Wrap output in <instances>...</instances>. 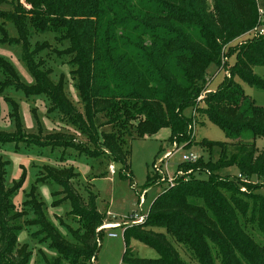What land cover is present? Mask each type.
I'll use <instances>...</instances> for the list:
<instances>
[{"label": "trees", "instance_id": "16d2710c", "mask_svg": "<svg viewBox=\"0 0 264 264\" xmlns=\"http://www.w3.org/2000/svg\"><path fill=\"white\" fill-rule=\"evenodd\" d=\"M8 4L9 10H0V45L20 47L21 60L33 81L26 83L12 64L0 57V95L14 89L31 103L44 98L50 104L48 114H60L88 142L107 149V157L121 163L126 173L135 139L129 122H139L140 138L170 128L169 143L177 148L180 143L190 147L192 118L185 110L197 106L196 113L205 115L228 139H202L199 143L210 152L219 149L218 160L200 157L195 163H185L193 173L165 188L153 200L143 223L124 228L126 246L121 264H264V245H259L249 231L257 229L264 238V195L241 192L239 186L247 183L259 188L264 183V148L257 145V140L264 138V106L257 105L235 81L238 77L264 90V79L254 74L255 66H264V34L238 43L228 52L223 48L261 23L259 10L264 8V0H213L212 8L207 0H12ZM9 24L16 35L10 34ZM186 25L198 31L197 40L183 33L181 28ZM34 34H54L57 43H70L57 54L73 55L72 75L82 111L67 98L64 76L58 83L51 80L52 72L41 53L50 50L52 44L47 39L32 44ZM223 53L235 54V64L201 106L198 97L208 89L207 70L211 64H217L220 70L225 67L220 65ZM5 100L12 107L10 116L19 131L23 121L19 105L8 96ZM36 111L32 109L33 114ZM101 117L106 118L105 125L114 126L110 132L100 131L104 125ZM34 118L39 126L40 119L36 115ZM63 135L65 141H34L42 146H72L96 155ZM63 135L57 132L52 138ZM19 142L27 144L28 138L0 133V144ZM7 165L9 161L0 157V203L5 201L3 197L13 196L8 191L1 197ZM232 166L239 169L242 178L218 173ZM43 168L53 173L52 168ZM70 170L58 168L54 173L64 178L54 174L57 179L53 180L63 186L66 198L75 207L72 212L78 231L67 227L74 241L50 223L43 200L37 203L29 199L40 197L39 187L49 182L47 177L37 176L20 213L6 219L2 216L6 207L0 209V235L4 240L0 264L31 262L33 251L27 244L18 245L23 229L19 221L28 214V206L36 220H25V225L40 227L31 237L38 243H48L54 253L46 255L39 249L36 264H90L97 257L100 242L96 230L104 216L98 210L97 195L86 205L81 201L70 184L80 174ZM25 174L23 171L20 181H25ZM203 174L206 179L198 177ZM253 176L262 182L252 185ZM151 185L150 176L147 186ZM51 206L58 204L53 201ZM131 239L155 249L159 256H138L128 246ZM179 249L189 254L190 261Z\"/></svg>", "mask_w": 264, "mask_h": 264}, {"label": "rangeland", "instance_id": "374dc122", "mask_svg": "<svg viewBox=\"0 0 264 264\" xmlns=\"http://www.w3.org/2000/svg\"><path fill=\"white\" fill-rule=\"evenodd\" d=\"M8 1L11 2L12 0H0V10L10 9ZM207 4L209 8H212L213 0H207ZM261 9L264 10L263 7H261ZM261 23L264 24V18ZM183 27L184 28L181 29L184 31L183 33L185 35H188L193 40L199 38V35H197L198 31L194 30L192 27H187V25ZM8 28L12 36L16 35L11 24L8 25ZM250 31L246 30L234 40L225 44L223 47L225 52H228L229 48H233V46H236L238 43H243L251 38ZM46 39L52 44V47L50 50H45L41 55L45 59L46 67L52 72L51 80L58 83L63 75L65 78V93L67 98L82 111V105L78 93L75 90V80L72 75V71L75 68L71 65L73 55L57 54V51L69 48L70 43L68 41L63 44L57 43L54 39V34H34L31 41L32 44H35L37 41L43 42ZM0 57L10 62L26 83H31L33 81L28 69L21 60L19 46L9 47L0 45ZM234 64L235 54L229 56L223 53L220 65L225 67L222 70H220L217 64H211L209 66L206 74L208 89L201 93L203 98L198 101L201 106L204 105V98L222 85L228 75L229 69ZM254 74L264 79V66H255ZM235 81L241 84L246 94L253 99L257 105L264 106V90L251 86L238 77L235 78ZM7 96L15 100L19 105L22 115L21 120H23L20 122L22 126L19 131L15 127L14 117L10 116L12 107L5 100ZM49 105L48 101L44 98H37L31 103L24 97L22 92L14 89H8L4 94L0 95V133L14 134V138H18L19 136L24 139L28 138L27 144L23 142H19L18 144H0L1 159L4 162L6 160L9 161V165L5 167L7 174L1 190V197L8 191L13 192V196H9V199L3 197L5 201L0 203V209L6 207V213L2 214V216H6V219H9L7 217L10 215L20 213L25 208L24 202L28 200L27 193L30 185L34 183L37 176L43 175L48 178V184H43L39 187L40 197L38 195H33L34 198L31 196L33 199L31 197H29V199L37 203L43 200L48 206L46 213L47 218L50 219V223L56 227L63 236L70 241H74L68 228L70 227L78 231L79 225L77 223L76 214L72 212L75 210V207L66 198L63 186L54 182L57 178L53 176L58 168H69V170L72 168L73 170L71 169L70 171L80 174V177L77 176L73 180H70L73 190L79 195L81 201L85 205L94 195H97L98 210L104 216L103 223L96 230L99 233V251L97 257L90 264H121L126 246L124 228L129 226L127 223H131L128 218L129 215L134 212L149 214L153 200L164 191L165 188L169 187L168 181L164 180V178L169 179L170 177L175 182L179 177L193 173V169L185 164L184 156L186 154L194 152L204 158L205 161L213 160L215 162L218 160L220 156L219 149L214 148V150L210 152V150L199 143L202 139L216 142L228 140L221 128L213 124L205 115L196 113L195 109L197 106L189 107L185 110V114L192 118L190 140H193V144L190 147H186L185 144L180 143L177 148L176 145L169 143L168 140L171 136L170 128H161L157 133L151 136L140 138L137 134L139 122H129L131 126L128 128L135 139L132 140L131 144L129 173H126L121 163L109 159L110 155L107 154L109 153L107 149H102L99 145L95 146L88 142L87 138L82 135L79 130H76L73 126L65 122L60 114H48L47 110ZM33 108L37 110L35 114L32 113ZM34 115L40 119L39 126ZM101 119V124L107 123L104 122L106 118L101 117ZM105 124L101 127L100 131L110 132L114 127ZM57 132L62 135L66 134L65 136L71 138V142L76 145L87 147L96 155L93 156L83 153L81 150L72 146H42L40 143L34 141L38 140L45 142L47 140H63L64 135L62 138H52L53 134ZM130 139L131 138H128L127 140L130 141ZM257 145L260 149L264 148V138H259L257 140ZM160 150L163 151L158 155ZM111 165L115 167V174L110 172ZM181 165L182 174L176 176ZM45 166L52 168L51 171L53 173H49L50 170L48 169L44 171L43 167ZM23 171H26L25 181H20ZM218 173L222 176L233 178L239 176L240 171L237 167L232 166L223 168ZM56 176L58 178H64V176ZM150 176L151 182L154 185L148 187ZM198 177L206 179L207 175H198ZM130 178L133 179V184ZM252 180V185H259L262 182L256 176H253ZM263 184L264 183H262V186L259 188L250 187L247 183L239 186L241 192H256L264 195ZM52 191L54 193L53 195L51 194ZM53 201L57 202L58 206H51ZM32 212L31 207L28 206V214L20 218L21 220L19 222L23 225V229L18 234V245L23 246L27 244V246H29V249L33 251L30 264H36L40 256L38 253L39 249L46 255H53L54 253L49 249L48 243H38L37 239L31 237L32 233L40 230L38 224L31 226L25 225L24 223L25 220H36V215ZM239 217L242 221L240 215ZM107 223H118L120 226L113 229L102 228V226ZM100 228L102 229L100 230ZM249 231L259 245L263 246L264 238L258 230L251 228ZM111 233H116L117 236L111 237ZM3 246L4 240L0 235V250ZM128 246L133 249L138 256L143 258H157L159 256L155 249L150 248L136 239H131ZM179 250L182 257L190 261L189 254L184 249ZM191 262L195 263L193 260Z\"/></svg>", "mask_w": 264, "mask_h": 264}, {"label": "built area", "instance_id": "2783aa9c", "mask_svg": "<svg viewBox=\"0 0 264 264\" xmlns=\"http://www.w3.org/2000/svg\"><path fill=\"white\" fill-rule=\"evenodd\" d=\"M260 20L261 22H263V18H264V10L260 8ZM251 37H255V36H261L264 34V24L260 23L258 26L254 27L251 31H250ZM229 73V72H228ZM203 98V96H199L198 97V101H200ZM200 156L197 153L194 152H190L188 154H186L184 156V160L185 163H195L199 160ZM110 172L112 174L115 173V167L113 165L110 166ZM180 174H182L181 169L177 171L176 176H179ZM239 177L242 178V176L239 174ZM167 180L169 183V186H172L174 184V180L172 178L169 177V179H165ZM148 214L145 213H141L139 214L138 212H134L133 214L129 215V220L131 221V223H127V225H132V224H139V223H143L146 218H147ZM120 226L118 223H107L104 224L102 226V228H106V229H113ZM100 228V230L102 229ZM111 237H116L117 234L116 233H111L110 234Z\"/></svg>", "mask_w": 264, "mask_h": 264}, {"label": "crops", "instance_id": "0c3cea01", "mask_svg": "<svg viewBox=\"0 0 264 264\" xmlns=\"http://www.w3.org/2000/svg\"><path fill=\"white\" fill-rule=\"evenodd\" d=\"M46 125V124H45ZM47 126V125H46ZM115 174V173H114Z\"/></svg>", "mask_w": 264, "mask_h": 264}, {"label": "water", "instance_id": "95a60500", "mask_svg": "<svg viewBox=\"0 0 264 264\" xmlns=\"http://www.w3.org/2000/svg\"><path fill=\"white\" fill-rule=\"evenodd\" d=\"M139 224H141V223H139Z\"/></svg>", "mask_w": 264, "mask_h": 264}]
</instances>
